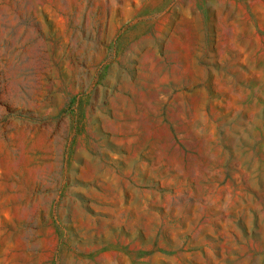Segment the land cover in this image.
<instances>
[{"label":"rangeland","instance_id":"374dc122","mask_svg":"<svg viewBox=\"0 0 264 264\" xmlns=\"http://www.w3.org/2000/svg\"><path fill=\"white\" fill-rule=\"evenodd\" d=\"M0 264H264V0H0Z\"/></svg>","mask_w":264,"mask_h":264}]
</instances>
